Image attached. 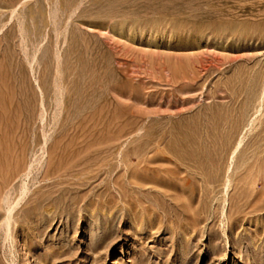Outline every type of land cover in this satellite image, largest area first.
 Listing matches in <instances>:
<instances>
[{"label": "rangeland", "instance_id": "1", "mask_svg": "<svg viewBox=\"0 0 264 264\" xmlns=\"http://www.w3.org/2000/svg\"><path fill=\"white\" fill-rule=\"evenodd\" d=\"M0 264H264V0H0Z\"/></svg>", "mask_w": 264, "mask_h": 264}, {"label": "bare ground", "instance_id": "2", "mask_svg": "<svg viewBox=\"0 0 264 264\" xmlns=\"http://www.w3.org/2000/svg\"><path fill=\"white\" fill-rule=\"evenodd\" d=\"M202 65V64H201ZM173 72V71H172ZM199 74V73H198ZM186 81V80H185ZM46 136V135H45ZM47 144V143H46ZM20 146V145H19ZM25 146V145H24ZM12 147V146H11ZM17 147V146H16ZM43 148H45L44 146H43ZM15 150V152L14 153H12V154H14V157H15V162H14V164H10V165H7L8 166V168H7V173H9V174H11V176L10 177H12V176H16L18 173L20 174V169H21V158H20V156L18 155V151L17 150H19V149H14ZM21 150H23V149H21ZM46 151V150H45ZM9 152V151H8ZM22 152V151H21ZM10 153V152H9ZM5 155V154H4ZM21 155V154H20ZM12 157V156H11ZM25 160V159H24ZM8 161V160H7ZM10 162V161H9ZM44 162V161H43ZM32 164H33V162H32ZM23 165H25V164H23ZM22 168H23V166H22ZM28 169V168H27ZM23 170L24 171H26L25 170V167H24V169H22V171H21V173L23 172ZM6 171H4V172H6ZM29 171V170H28ZM28 171H26L27 173H28ZM25 173V172H24ZM30 173V172H29ZM28 175V174H27ZM7 176V175H6ZM19 176V175H18ZM9 177V178H10ZM27 177V176H26ZM6 178V177H5ZM6 178V179H4L3 178V180H4V184H7V186L8 185H10V183H11V181H12V179H13V177L12 178ZM16 178V177H15ZM17 179V178H16ZM11 186V185H10ZM26 192V191H25ZM24 193V192H23ZM17 204H18V202H17ZM14 207H15V205H14ZM14 208H12L11 207V212H12V210H13ZM12 214V213H11ZM12 216V215H11ZM10 217V216H9ZM8 220H9V222H10V218H8ZM9 222H8V225H10L9 224ZM7 225V226H8Z\"/></svg>", "mask_w": 264, "mask_h": 264}]
</instances>
